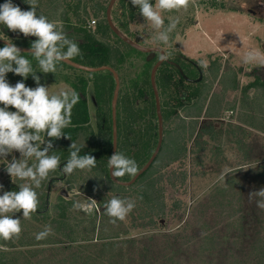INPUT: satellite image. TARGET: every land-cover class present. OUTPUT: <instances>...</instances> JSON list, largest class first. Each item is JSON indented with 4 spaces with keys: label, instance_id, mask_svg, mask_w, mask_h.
I'll return each instance as SVG.
<instances>
[{
    "label": "trees",
    "instance_id": "16d2710c",
    "mask_svg": "<svg viewBox=\"0 0 264 264\" xmlns=\"http://www.w3.org/2000/svg\"><path fill=\"white\" fill-rule=\"evenodd\" d=\"M5 2L6 0H0V5ZM19 2L17 5L22 10L27 11L31 9V6L25 0H19ZM108 2L109 0H38L37 15H44L50 21L57 23L58 26L62 27L69 39L78 43L81 55L75 57L72 61L93 67L107 65L115 69L118 73L120 90L116 105L117 151L123 153L128 158L134 159L139 170L149 160L158 142L156 101L150 82V71L155 61H157V58H159V55L157 54L151 60L152 65L150 70L140 72L137 78L131 80L123 75L122 67L132 54H147L134 50L112 32L106 19ZM152 3L154 4L155 0H152ZM196 3L198 5L207 3L213 8L217 7L218 4L223 5L222 0H196ZM194 8L195 5L189 3L186 13V10L184 11L183 9L176 12L179 18L177 27H180L182 18L186 19L188 15H192L189 13ZM88 9L91 10V15L98 18V20H90V17L87 19L83 16V12H85V16L90 15ZM180 12L182 13L180 14ZM111 16L116 27L129 38L133 35L130 31L132 23L143 17L139 13L138 8L131 4L130 0H116L112 8ZM190 17L188 18L189 20ZM92 20L95 21L96 26L90 25V21ZM168 23L169 21L166 20L165 25L167 26ZM2 36L16 46L26 48H30L31 43L36 39L33 36L25 37L18 31H10L4 25L3 30L0 31V37ZM175 39L176 32L173 31L170 34V41L167 44L171 45L169 48H164V44H156L165 51L168 57L156 73V85L163 117V143L158 156L149 169L134 184L128 187L116 184L111 180L107 165L113 147L112 100L115 89L113 75L109 71L84 72L63 62L57 66L55 73L45 74L39 71L37 62L30 53H21L31 61L34 70L37 71L36 75L40 77V82H66L80 95L79 103L72 109L71 124L63 129L65 136L59 139H52L51 141L53 148L49 154L54 153L59 155L61 164L60 168L50 173L49 178L42 183L40 188L36 189L39 195V207L33 215L40 213L44 216L47 214L45 212V206L48 204L47 192L48 189H51L54 181L62 178L63 183L69 185L70 189H73L78 179L76 173L79 171L81 174L86 173V179L84 180L80 177L83 186L78 189V192H83V190L88 193L105 192L107 195L103 197L106 200L117 196L122 199L134 201L139 215L136 219L134 218L132 220V223L134 224L133 226L139 223L137 225L139 229L157 230L158 228H162V230H166V227L170 226V222L178 218V214L181 215L180 222L183 220L182 218H184L186 212L184 206L186 200L182 199V193H180L181 190L179 189L187 177L185 172H183L182 164L188 158L189 141L197 132L199 119L201 117L212 119L215 117L216 111L221 112L225 108L227 91H238L239 82L235 74L232 77L223 74L218 83L219 88L221 87L220 93L214 94L207 105L209 90L213 85V81L217 78V71L212 70L211 76L213 75V79L207 84H204V79L198 82L186 80V78L196 79L199 75L196 78L192 77V74L197 73V70L185 58L178 55V51L174 49ZM4 46V44L0 43V48ZM172 51L176 52L177 56L172 57L170 55ZM65 71H69L70 74H65ZM6 79L13 86L18 81L24 82L26 86L35 82L31 75L25 80L23 77L11 72L6 75ZM124 82L125 84L128 82L132 86H130L132 92H123ZM187 87L195 88V91L191 94L194 100L191 102L184 99L183 96V92H185ZM251 91H253L252 94H250ZM137 93H139V96H142L141 99L138 98ZM89 95L95 100V124H91L90 122L89 101L87 100ZM163 96L171 101L165 100ZM206 105L207 108L204 110ZM0 107H3V105L0 104ZM9 110L15 111L11 107ZM176 111L177 114L173 118ZM218 117L217 115L215 119H218ZM236 122L238 124L235 129L242 133H245L243 127L249 126L252 130L264 134V81L262 79L257 78L255 82L242 90ZM173 123L174 128H172ZM214 130V126L210 125L208 128L209 138L206 140V145L208 146L210 142L218 141L219 134ZM45 138L46 141L50 139ZM73 142L81 146V155L90 154L96 158V167L91 171L76 170L71 175H67L66 178L64 177L62 169L69 158V148ZM260 142L257 134H255L249 143L252 147L249 148L247 156H252L251 161L253 160L255 163L261 161L259 159H263V163L258 166L259 168L253 169L250 167L243 168L241 166L223 176L222 179L224 181L221 182L222 184L220 183L221 186L218 188L219 193L225 192V189L228 188V190L235 189L236 195L227 200V205L229 206L227 209L229 210L224 208L225 210L222 213L213 211V215L211 216L203 214L204 225L201 227L203 229L200 238H203L202 240L211 239L216 249L214 253H223L225 250L221 247V244H224L223 240H221L222 237L216 238V235H219L218 232H220L221 228L228 231L230 228L228 226L234 224L235 226L233 225L229 230L232 233L231 235H233L231 238H234L232 240L249 239L248 242L251 245L248 250L251 249L256 252L251 257L227 258L219 257V255L217 258L213 257L209 259L197 257L196 254L203 252L205 254H212L210 252V246H208V243L203 245V243H200V240L197 243L193 242V239H198V236L193 233L196 228L184 229L181 226L170 235L172 244L166 243L161 248L150 245L149 240H154L155 237L149 238L148 241L142 244H137L134 241H130L129 243L116 241L114 244L107 245L100 238L99 241L93 244L94 248L92 252H88L84 246H77L76 250L80 252L79 254L81 256H85V260H93L98 264H264V210L259 209L255 202L250 204L248 199L250 192L264 188V157L259 158L264 153V150L254 149V147L260 146ZM241 143L244 145L243 141ZM253 145L255 146L253 147ZM204 148L199 147V152L203 154L205 151L206 154L208 148L206 150ZM156 166H160L161 169L152 173V170ZM245 173L246 180H244ZM253 173H256V175H253ZM9 177H7V180H4L0 175V185H3V188L0 189V195L4 191L19 190L18 184L21 181L13 183ZM132 177L125 175L122 178H118V180L129 181ZM257 178L259 181H257ZM178 179H181L180 186H178ZM136 187H138L137 192L135 190ZM169 187L174 188V190L168 193ZM130 190L131 193L129 192ZM132 191L136 193V197L132 194ZM172 192L176 193L172 195ZM107 196L110 197L108 198ZM209 199L205 201L206 204ZM75 201H67L63 196H59L58 203L53 207L57 217L60 219L68 218L67 211L73 206ZM41 209L44 210L40 212ZM13 218L21 219V224L24 221L22 211L13 214ZM217 227L219 229L213 231ZM180 239L183 241L181 244H178V240ZM126 244H128L127 250L129 252L127 255L124 253V245ZM110 246H114V248ZM2 247L13 249L14 244L12 240H0V264H9L5 255L6 252H4ZM156 248L157 250L164 251L165 255L158 254L152 256L150 251L156 250ZM176 249H180L184 255L182 257L175 256L173 251ZM194 249L198 250L194 252ZM239 250L236 248V252ZM79 254H76V256ZM81 256L79 258L82 261L84 258ZM165 256H168L169 260H166Z\"/></svg>",
    "mask_w": 264,
    "mask_h": 264
},
{
    "label": "rangeland",
    "instance_id": "374dc122",
    "mask_svg": "<svg viewBox=\"0 0 264 264\" xmlns=\"http://www.w3.org/2000/svg\"><path fill=\"white\" fill-rule=\"evenodd\" d=\"M222 1L223 5L218 4L217 7L213 8L207 3H201L198 5L196 0H190V4L193 3L195 5L194 10L189 13L192 14L190 15L191 17L189 15L186 19L181 17L180 27H177L174 30L176 32L174 49L178 51L180 57L185 58V60L190 62L191 66L196 64L202 69V79H204V84L212 81V70L214 69L217 71V78L213 81V85L209 90L207 105L214 94L220 93L221 87L219 88L218 83L223 74H226L229 77H232V75L235 74L239 82L238 91H227L225 96V108L221 107L223 108L221 112L216 111L215 117L218 115L220 118L218 117V119H215L214 117L212 119H207L206 117H201L199 119L197 132L189 141L188 158L182 164L184 169L183 172H185L187 177L185 178V181L183 180L184 183H182L181 188L179 189L181 190L180 193H182V199L186 200V203L184 201L186 212L184 218H182L183 220L180 222L181 215L178 214V218L170 222L171 224L166 227V230H162V228H158L157 230L139 229L137 227L139 223H136V227L133 226L134 224L132 223V220L134 218L136 219L139 215V211L134 207L125 220H117L113 223L112 218L106 215L103 208L104 203L110 199V196H107L109 199L106 200V198L103 197L107 195L105 192L88 193L85 190H83V192H78V189L83 186L80 177L84 180L86 179V173L81 174V172L78 171L76 173L78 179L76 180L73 189H70L69 185L63 183L62 178L58 177L60 179L54 181L51 189H48L47 192L48 204L45 206V212H47V214L43 216L39 213L37 215H32L31 219H24L21 224L22 232L19 238H14L12 240L14 248L2 247L4 252H6L5 255L9 264H98L93 260H85V256H81L79 254L80 252L76 250V247L84 246L88 252H92L94 248L93 244L99 241L100 238H102L104 244L107 245L114 244L116 241L126 243L134 241L137 244H142L148 241L149 238L155 237L154 240H149L150 245L152 247L159 246L161 248L166 243L172 244L170 235L180 226L184 229L191 227L198 229L193 231V233L198 236V239H193V242L197 243L200 240V243H203V245L208 243V246H210V252H212V254H205L203 252L196 254L197 257L209 259L213 257L217 258L219 255V257L235 258L243 256L251 257V255L256 254L255 250H248L251 245V243L248 242L249 239L246 240L242 238L232 240L234 238H231L233 235H231L232 233L229 230L234 224L228 226L230 227L228 231L221 228L220 232H218L219 235H216V238L222 237L221 240H223L224 244H220L225 250L223 253H214L216 249L213 246L211 239H200L202 236L201 231L203 229H201V227L204 225L203 214L211 216L213 215V211L216 213L224 212V208H229L227 200L236 195L235 189L228 190V188L225 189V192L219 193L218 188L221 186V182L224 181L222 179L223 176L241 166H243V168L250 167L253 169L259 168L258 166L263 163V159H259L261 161L257 163L253 160L251 161L252 156H247V153L249 148L252 147L249 143L252 141L255 134H257L258 139L262 143L260 142V146L257 147H254L255 145H253L254 149L258 148L264 150V134L252 130L249 126L243 127L245 133L236 130L235 127L238 124L236 122V116L239 111L242 90L255 82L257 78L264 81V66L242 63V56L249 49H256L264 52V0H260L258 4L262 9H255L256 0ZM12 3L17 5L20 2L19 0H12ZM88 12L90 15L85 16V12H83V16L87 19L90 17V20H98V18L91 15V10L88 9ZM182 12H180V14ZM186 12L187 10L185 13ZM176 14V11L170 13L163 12L162 16L164 22L166 23V20L170 21V18H177L178 16ZM189 17L190 20L188 19ZM2 30L3 25L0 24V31ZM130 31L133 33L131 38L136 43H140V45L143 46H157V43L153 40L154 30L150 23L145 21L144 17L133 22ZM2 38L5 39L4 36H2ZM163 46L167 49L171 45ZM170 55L175 57L177 56V53L172 51L170 52ZM147 57L148 55L132 54L122 67L123 75H125L127 79L132 80L133 78H137V75L140 72L149 71L152 63L151 60H147ZM64 73L70 74L69 71H65ZM196 76H198V72L192 74L193 78H196ZM40 83L49 87L51 93L59 92L61 89L73 90L70 84L62 81H43ZM36 86V82L28 85V87L31 88H35ZM130 86L131 85L128 82L126 84L124 82L122 89L123 92H132V86ZM193 91H195V88L187 87L185 92H183L184 99L190 102L193 101L194 98L191 96ZM252 93L253 91L250 92V94ZM137 96L140 99L142 98V96H139V93H137ZM163 98L171 101L164 96ZM87 100L89 101L90 122L91 124H95V100L90 95ZM170 104L172 105V103ZM207 105L204 110H206ZM176 114L177 111L174 113L173 118ZM172 125V128H174V123ZM210 125L214 126V131H217V134L219 135L218 141L210 142L208 146L206 145V140L209 138L208 128ZM242 141L244 145L242 143L240 144ZM199 147H205V150L208 148L206 154L205 151L203 154L202 152H199ZM263 154L259 158H263ZM13 156H15L16 159L21 158L20 153L15 151L5 158H0V175L4 180H7L9 175L5 170L4 164L6 161L3 159L11 161ZM31 162L32 161H29V163ZM160 169V166H156L152 170V173H155ZM256 173H253V175H256ZM64 177L67 178V175L64 174ZM165 177L167 178V176ZM244 177V180H246V173L244 174ZM9 178L12 181V178ZM177 181L178 186H180L181 179H178ZM257 181H259V179ZM135 190L137 192L138 187H136ZM173 190L174 188L169 187L168 193ZM129 192L131 193V190ZM175 193L176 192H172L171 194L173 195ZM132 194L136 197V193H133L132 191ZM59 196H63L67 201L76 200L85 204L89 202L88 199H93L96 201V204L94 208L88 211L76 210L73 209L72 206L67 211L68 218L60 219L55 214L53 208L58 203ZM207 199L209 200L206 204L205 201ZM42 210L44 209H41L40 212H42ZM46 226H50L52 230L51 234L46 239L37 240L35 238L36 234L43 231ZM218 229L219 227L213 231H217ZM167 232H169V234H167ZM212 234L214 233L212 232ZM167 235L169 236L167 237ZM182 241L183 240L181 239L178 240V244H181ZM175 245H177V243H175ZM110 247L114 248V246ZM127 247L128 244L124 245L125 255L129 254ZM205 248L207 249V247ZM236 248L240 250L236 252ZM195 250L198 249H194V252ZM150 252L152 256L158 254L165 255L164 251L160 249L157 250V248ZM173 252L174 255H178V257L184 255L180 249H176ZM76 254L79 255L76 256ZM79 256L84 259L81 261ZM165 259L169 260V257L165 256Z\"/></svg>",
    "mask_w": 264,
    "mask_h": 264
},
{
    "label": "clouds",
    "instance_id": "9594fccd",
    "mask_svg": "<svg viewBox=\"0 0 264 264\" xmlns=\"http://www.w3.org/2000/svg\"><path fill=\"white\" fill-rule=\"evenodd\" d=\"M25 2L31 6L30 10H22L12 0H6L0 5V24L25 37H36L31 43L30 55L37 62L40 72L55 73L59 64L71 62L81 55L78 43L69 39L62 27L44 15H37L38 0ZM130 2L138 8L145 21L150 23L154 30L153 40L167 45L170 34L177 28L179 18H170L166 26L162 13L186 10L190 0H155L154 4L152 0ZM5 40L7 43L0 48V104L3 105L0 107V158H5L14 151L21 156L20 159L13 156L11 161L3 159L12 182L21 181L18 191H4L0 195V240L10 241L18 239L22 232L21 219L13 218V214L22 211L24 219H31L39 207L36 189L49 178L50 173L60 168V156L49 154L53 148L51 141L65 136L63 129L71 124L72 109L79 103L80 95L75 90L68 89L51 93L49 87L40 83V77L36 75L37 71L31 61L21 54L14 43ZM153 51H160L159 59L162 62L168 58L158 48ZM242 63L264 66V52L249 49L243 54ZM10 72L25 80L31 75L37 86L31 88L20 81L11 85L6 79ZM10 107L15 111H10ZM45 137L50 139L46 141ZM69 149V158L62 169L64 174L71 175L76 170L91 171L96 167V158L90 154L81 155L80 145L73 142ZM107 165L113 170L111 175L115 179L125 175L135 176L138 172L136 161L119 151L111 155ZM2 188L3 185H0V189ZM248 199L250 204L255 202L259 209L264 210V188L250 192ZM88 201L87 204L75 201L73 209L88 211L94 208L96 201ZM134 207V201L117 196H113L103 206L113 223L125 220ZM51 231L50 226H46L35 238L46 239Z\"/></svg>",
    "mask_w": 264,
    "mask_h": 264
},
{
    "label": "water",
    "instance_id": "95a60500",
    "mask_svg": "<svg viewBox=\"0 0 264 264\" xmlns=\"http://www.w3.org/2000/svg\"><path fill=\"white\" fill-rule=\"evenodd\" d=\"M116 0H110L107 9H106V19H107V23L108 26L110 27V29L112 30V32L118 37L120 38L123 42H125L127 45L131 46L132 48L146 53L148 55L147 60H152L156 57V55L158 54L160 56V51H153V49H160L165 55V51L157 46H143L140 45L138 43H136L135 41H133L131 38H129L127 35H125L123 32H121L116 25L114 24L113 20H112V16H111V12H112V8L115 4ZM0 43L2 44H6L7 41L5 39H0ZM20 50L21 53H30V48H26V47H21V46H17ZM166 60H164L163 62L160 61V59L158 58L156 63L154 64L152 71H151V85L153 88V92L155 95V101H156V111H157V119H158V142H157V146L154 150V152L152 153V155L150 156L149 160L144 164V166L142 168H140L137 172V174L135 176H133V178L129 181H120L118 179H115L112 177L111 173H112V169L109 168V175L110 178L113 182H115L116 184H119L121 186H131L132 184L135 183V181L141 176L143 175L148 169L149 167L152 165V163L154 162V160L156 159V157L159 154V151L161 149L162 143H163V117H162V112H161V106H160V99H159V93H158V89H157V85H156V73L158 68L165 62ZM69 66L76 68L78 70L84 71V72H99V71H109L115 80V89H114V94H113V100H112V118H113V147H112V153L111 155H113L115 152H117V146H118V133H117V124H116V105H117V100H118V96H119V90H120V78L118 73L115 71V69H113L110 66L107 65H103V66H98V67H93V66H86V65H82L79 64L77 62L71 61L66 63Z\"/></svg>",
    "mask_w": 264,
    "mask_h": 264
},
{
    "label": "flooded vegetation",
    "instance_id": "af4514ba",
    "mask_svg": "<svg viewBox=\"0 0 264 264\" xmlns=\"http://www.w3.org/2000/svg\"><path fill=\"white\" fill-rule=\"evenodd\" d=\"M259 2H260V0H256V7H255V9H262L261 7H259ZM252 11H254V10H252ZM193 64V63H192ZM193 66H194V68L197 70V72H198V78H196V79H189V78H186V80H188V81H192V82H198V81H201L202 80V77H203V75H202V69L199 67V66H197L196 64H193Z\"/></svg>",
    "mask_w": 264,
    "mask_h": 264
},
{
    "label": "built area",
    "instance_id": "2783aa9c",
    "mask_svg": "<svg viewBox=\"0 0 264 264\" xmlns=\"http://www.w3.org/2000/svg\"><path fill=\"white\" fill-rule=\"evenodd\" d=\"M90 25H95V21L94 20L90 21Z\"/></svg>",
    "mask_w": 264,
    "mask_h": 264
}]
</instances>
